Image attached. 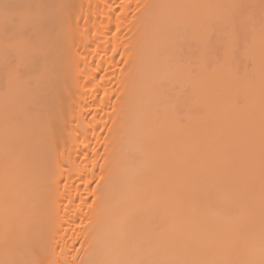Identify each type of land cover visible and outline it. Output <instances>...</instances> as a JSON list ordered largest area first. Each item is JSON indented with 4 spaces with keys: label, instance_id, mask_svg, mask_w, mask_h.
I'll list each match as a JSON object with an SVG mask.
<instances>
[{
    "label": "bare ground",
    "instance_id": "6f19581e",
    "mask_svg": "<svg viewBox=\"0 0 264 264\" xmlns=\"http://www.w3.org/2000/svg\"><path fill=\"white\" fill-rule=\"evenodd\" d=\"M0 264H264V0H0Z\"/></svg>",
    "mask_w": 264,
    "mask_h": 264
}]
</instances>
